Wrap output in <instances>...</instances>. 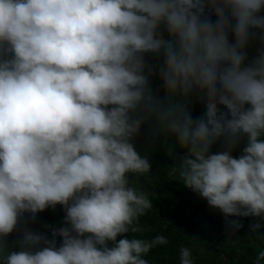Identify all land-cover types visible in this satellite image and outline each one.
Listing matches in <instances>:
<instances>
[{"label":"clouds","instance_id":"clouds-1","mask_svg":"<svg viewBox=\"0 0 264 264\" xmlns=\"http://www.w3.org/2000/svg\"><path fill=\"white\" fill-rule=\"evenodd\" d=\"M145 126L225 231L264 219V0H0V264H148Z\"/></svg>","mask_w":264,"mask_h":264},{"label":"trees","instance_id":"trees-1","mask_svg":"<svg viewBox=\"0 0 264 264\" xmlns=\"http://www.w3.org/2000/svg\"><path fill=\"white\" fill-rule=\"evenodd\" d=\"M201 110L197 105L194 115ZM136 146L141 155L148 156L152 167L143 175L129 174V186L148 193L152 207L139 218L142 231L127 235L147 240L162 235L166 240L143 257L148 264H180L181 248L190 250L193 264H264V258H259L264 251V219L242 218L243 228L229 234L222 216L184 187L178 169V156L183 150L173 137L151 136L145 126ZM62 216L57 206L54 212L40 213L32 226L59 225Z\"/></svg>","mask_w":264,"mask_h":264}]
</instances>
